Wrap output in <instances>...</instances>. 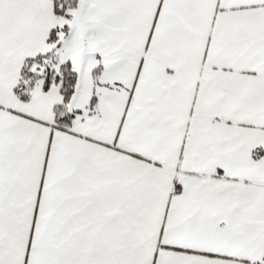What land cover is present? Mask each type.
I'll return each instance as SVG.
<instances>
[{
	"label": "snow or ice",
	"instance_id": "1",
	"mask_svg": "<svg viewBox=\"0 0 264 264\" xmlns=\"http://www.w3.org/2000/svg\"><path fill=\"white\" fill-rule=\"evenodd\" d=\"M0 264H264V0H0Z\"/></svg>",
	"mask_w": 264,
	"mask_h": 264
}]
</instances>
